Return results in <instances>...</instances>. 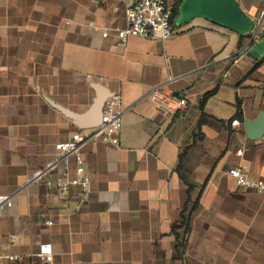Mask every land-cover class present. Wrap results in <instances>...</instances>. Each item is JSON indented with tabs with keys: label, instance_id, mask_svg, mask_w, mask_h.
I'll return each mask as SVG.
<instances>
[{
	"label": "crops",
	"instance_id": "1",
	"mask_svg": "<svg viewBox=\"0 0 264 264\" xmlns=\"http://www.w3.org/2000/svg\"><path fill=\"white\" fill-rule=\"evenodd\" d=\"M127 4L0 0V264H46L43 243L55 264H264V191L229 172L264 179V136L246 123L264 111V55H240L249 36L203 17L123 43ZM160 86L176 99L153 100ZM102 92L123 96L118 143L59 107L86 112ZM76 131L89 195L54 184L76 173L56 156Z\"/></svg>",
	"mask_w": 264,
	"mask_h": 264
},
{
	"label": "built area",
	"instance_id": "2",
	"mask_svg": "<svg viewBox=\"0 0 264 264\" xmlns=\"http://www.w3.org/2000/svg\"><path fill=\"white\" fill-rule=\"evenodd\" d=\"M127 1L125 14L127 18L126 27L120 29V36L123 43L132 35L143 36L152 39H160L166 41L175 31V26L172 23L174 14V4L176 0H124ZM252 32L255 39L261 38L264 34V11L259 19L255 20ZM107 36L108 32H104ZM247 51L244 46L239 54ZM233 61L236 63L238 57ZM150 97L161 103H169L176 99V96L171 93H165L163 88L155 87L150 91ZM179 105H186L185 98L178 99ZM126 106L123 102L121 93L115 92L111 94L104 105L102 122L98 126V131L101 133L102 139L107 142L118 143L123 129V114ZM85 136L81 131L73 133L72 137L66 141H61L56 144L57 160L70 163V157L73 155L76 161V173L71 175L69 169H66L59 176L55 185L60 190L68 189L71 185H80L85 195H89L92 191V178L85 173L84 158L81 153V145L85 140ZM246 165L233 167L230 173L237 178L238 183L246 188L257 191H264V179L248 177L245 174ZM9 194H0V215L3 214L9 202ZM40 255L45 258L46 264H55L53 260V250L50 243L41 245Z\"/></svg>",
	"mask_w": 264,
	"mask_h": 264
},
{
	"label": "water",
	"instance_id": "3",
	"mask_svg": "<svg viewBox=\"0 0 264 264\" xmlns=\"http://www.w3.org/2000/svg\"><path fill=\"white\" fill-rule=\"evenodd\" d=\"M197 17L206 18L240 34L248 35L249 39L245 45L247 55L255 59L264 55V34L261 38L255 39L252 32L255 19L244 12L238 0H182L179 5L177 24H187ZM108 97L106 92L99 93L90 108L83 113H75L63 106L59 107L81 125L93 119V122L85 127H95L102 122L104 105ZM246 123L250 138L260 139L264 136V111H261L257 119H247Z\"/></svg>",
	"mask_w": 264,
	"mask_h": 264
},
{
	"label": "trees",
	"instance_id": "4",
	"mask_svg": "<svg viewBox=\"0 0 264 264\" xmlns=\"http://www.w3.org/2000/svg\"><path fill=\"white\" fill-rule=\"evenodd\" d=\"M182 2V0H176L175 1V4H174V14H173V17H172V23L175 27H178L179 25L177 24V18H178V15H179V5L180 3ZM216 92V89H213V90H210L208 92H206L203 97L201 98V109H202V117H204V105L206 103V100L212 96L213 94H215ZM201 117V120L200 122L203 121ZM234 118H243V110H242V106L240 104V102L238 103V110H237V113L235 114V117Z\"/></svg>",
	"mask_w": 264,
	"mask_h": 264
}]
</instances>
